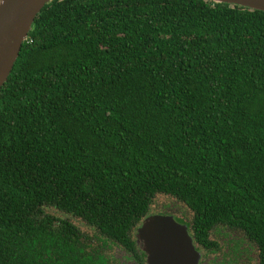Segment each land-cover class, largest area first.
Masks as SVG:
<instances>
[{
	"label": "trees",
	"instance_id": "obj_1",
	"mask_svg": "<svg viewBox=\"0 0 264 264\" xmlns=\"http://www.w3.org/2000/svg\"><path fill=\"white\" fill-rule=\"evenodd\" d=\"M159 195L199 264L217 226L264 264V11L50 1L0 89V264H146Z\"/></svg>",
	"mask_w": 264,
	"mask_h": 264
},
{
	"label": "water",
	"instance_id": "obj_2",
	"mask_svg": "<svg viewBox=\"0 0 264 264\" xmlns=\"http://www.w3.org/2000/svg\"><path fill=\"white\" fill-rule=\"evenodd\" d=\"M52 0H0V89L6 82L34 19ZM264 11V0H210ZM146 264H199L188 226L172 215H150L136 230Z\"/></svg>",
	"mask_w": 264,
	"mask_h": 264
},
{
	"label": "rangeland",
	"instance_id": "obj_3",
	"mask_svg": "<svg viewBox=\"0 0 264 264\" xmlns=\"http://www.w3.org/2000/svg\"><path fill=\"white\" fill-rule=\"evenodd\" d=\"M172 215L176 219L190 222L192 214L182 203L168 196H157L151 206V214ZM136 230L134 231V237ZM210 240L217 242L216 253L209 254L214 264H257V249L243 233L226 226H217L210 234ZM206 257L205 259H207ZM202 264H205L203 261Z\"/></svg>",
	"mask_w": 264,
	"mask_h": 264
},
{
	"label": "flooded vegetation",
	"instance_id": "obj_4",
	"mask_svg": "<svg viewBox=\"0 0 264 264\" xmlns=\"http://www.w3.org/2000/svg\"><path fill=\"white\" fill-rule=\"evenodd\" d=\"M164 215H167V214H164ZM174 217V216H173ZM174 219H175V217H174ZM176 220V219H175ZM180 223V222H179ZM181 224H184V223H182L181 222ZM186 225V224H185ZM189 229V228H188ZM200 252V251H199ZM200 254H201V252H200ZM200 260H201V258H200ZM200 263V262H199Z\"/></svg>",
	"mask_w": 264,
	"mask_h": 264
}]
</instances>
